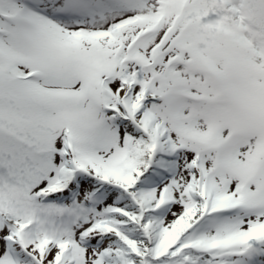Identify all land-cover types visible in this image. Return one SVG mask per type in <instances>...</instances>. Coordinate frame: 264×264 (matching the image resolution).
I'll return each mask as SVG.
<instances>
[{
  "label": "snow or ice",
  "instance_id": "obj_1",
  "mask_svg": "<svg viewBox=\"0 0 264 264\" xmlns=\"http://www.w3.org/2000/svg\"><path fill=\"white\" fill-rule=\"evenodd\" d=\"M0 264H264V0H0Z\"/></svg>",
  "mask_w": 264,
  "mask_h": 264
}]
</instances>
